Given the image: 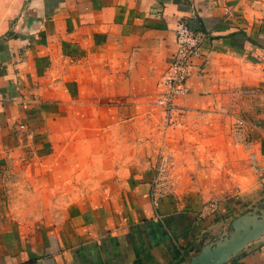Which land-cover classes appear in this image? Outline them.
Returning a JSON list of instances; mask_svg holds the SVG:
<instances>
[{"label":"crops","instance_id":"obj_1","mask_svg":"<svg viewBox=\"0 0 264 264\" xmlns=\"http://www.w3.org/2000/svg\"><path fill=\"white\" fill-rule=\"evenodd\" d=\"M178 19L211 33L178 99L182 127L210 111L232 145L230 113L249 110L264 161V0H0V264H184L263 205L202 212L210 197L176 184L149 195L170 144L154 96ZM223 264H264V238Z\"/></svg>","mask_w":264,"mask_h":264},{"label":"rangeland","instance_id":"obj_2","mask_svg":"<svg viewBox=\"0 0 264 264\" xmlns=\"http://www.w3.org/2000/svg\"><path fill=\"white\" fill-rule=\"evenodd\" d=\"M248 102L256 105L255 99ZM230 114L231 118L237 114L249 120L256 117V114L242 109H234ZM225 126V117L203 111L191 116L186 127H182L181 121L170 127V144L165 150L173 159L175 184L182 188L200 189L210 199L244 197L248 202L259 203L264 198V161L258 159L259 163L253 164L242 146H227L229 137L223 132ZM84 182L75 181V189H82ZM65 199L74 197L65 196ZM2 214L6 213H0V216ZM40 214L29 213L27 221Z\"/></svg>","mask_w":264,"mask_h":264},{"label":"built area","instance_id":"obj_3","mask_svg":"<svg viewBox=\"0 0 264 264\" xmlns=\"http://www.w3.org/2000/svg\"><path fill=\"white\" fill-rule=\"evenodd\" d=\"M174 34L175 48L157 80L154 96V102L161 113L163 131L178 123L180 113L178 99L189 90L188 79L193 64L192 58L199 53L204 40L211 37L208 30L192 28L185 19L176 21ZM256 124L243 115H234L230 124V135L233 144L246 149L250 161L257 165L259 160L250 131ZM174 188L173 159L164 146L157 153L149 195L155 202L172 193ZM217 206V199H209L203 204L202 212L212 211Z\"/></svg>","mask_w":264,"mask_h":264},{"label":"water","instance_id":"obj_4","mask_svg":"<svg viewBox=\"0 0 264 264\" xmlns=\"http://www.w3.org/2000/svg\"><path fill=\"white\" fill-rule=\"evenodd\" d=\"M263 234L264 198L263 205H254L235 216L229 230L204 244L198 252L190 255L184 264H223Z\"/></svg>","mask_w":264,"mask_h":264},{"label":"trees","instance_id":"obj_5","mask_svg":"<svg viewBox=\"0 0 264 264\" xmlns=\"http://www.w3.org/2000/svg\"><path fill=\"white\" fill-rule=\"evenodd\" d=\"M187 21V20H186ZM187 23H188V21H187Z\"/></svg>","mask_w":264,"mask_h":264}]
</instances>
